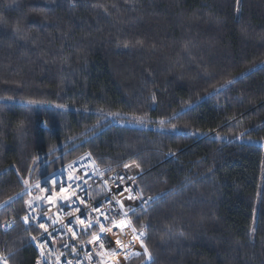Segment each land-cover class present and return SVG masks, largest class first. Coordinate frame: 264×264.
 <instances>
[{"label":"trees","instance_id":"obj_1","mask_svg":"<svg viewBox=\"0 0 264 264\" xmlns=\"http://www.w3.org/2000/svg\"><path fill=\"white\" fill-rule=\"evenodd\" d=\"M85 152L156 198L127 264H264V0H0L9 264L38 257L23 190Z\"/></svg>","mask_w":264,"mask_h":264},{"label":"built area","instance_id":"obj_2","mask_svg":"<svg viewBox=\"0 0 264 264\" xmlns=\"http://www.w3.org/2000/svg\"><path fill=\"white\" fill-rule=\"evenodd\" d=\"M141 176L137 163L101 167L85 152L29 187L22 220L38 231L35 264H124L143 252L151 260L148 232L131 221L133 208L155 200L138 190Z\"/></svg>","mask_w":264,"mask_h":264},{"label":"rangeland","instance_id":"obj_3","mask_svg":"<svg viewBox=\"0 0 264 264\" xmlns=\"http://www.w3.org/2000/svg\"><path fill=\"white\" fill-rule=\"evenodd\" d=\"M108 118L112 119L113 121L115 122H118L120 121V123H128V124H134V125H139V126H150L152 125L151 123H149L147 120L146 117H140V116H127L123 119H116L115 118V115H108ZM90 153V152H89ZM84 154V153H83ZM79 157V156H78ZM44 157H41L39 160H43ZM77 158V157H76ZM95 159V158H94ZM74 160V159H73ZM96 161V160H95ZM71 162V161H70ZM97 162V161H96ZM69 163V162H68ZM133 163H136V162H133ZM67 164V163H66ZM138 164V163H137ZM99 165V164H98ZM139 165V164H138ZM64 166V165H63ZM100 166V165H99ZM62 167V166H61ZM47 176V175H46ZM45 177V176H44ZM42 179V178H41ZM40 180V179H39ZM39 180L33 182V183H30L24 190L22 193L26 194V210L28 208V206L30 205V201H31V196L30 194L28 193V188L31 187L32 185L36 184ZM156 199V198H155ZM154 202V200H152L149 204L146 205V207L144 208V210H147L149 207H151L150 204H152ZM133 207H131L132 209ZM136 210L135 213H137L139 210L143 209L142 206H138V207H135L133 208V210ZM134 213V214H135ZM133 214V215H134ZM133 215L131 217V221L133 223V226L136 228V230H140V229H146V224L144 222L141 223V227H137L133 221ZM12 222V221H11ZM147 231V230H146ZM148 232V231H147ZM146 246H147V241H146ZM145 253V252H143ZM142 253V254H143ZM141 255V254H140ZM140 255L138 256H134L133 258L129 259L126 263L124 264H127L128 262H130L131 260L135 259V258H138L140 257Z\"/></svg>","mask_w":264,"mask_h":264}]
</instances>
